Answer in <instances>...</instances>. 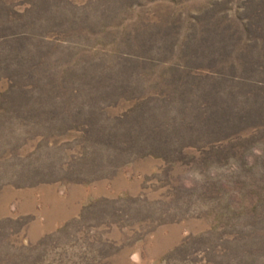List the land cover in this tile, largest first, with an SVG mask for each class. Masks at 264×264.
I'll list each match as a JSON object with an SVG mask.
<instances>
[{"label": "rangeland", "instance_id": "rangeland-1", "mask_svg": "<svg viewBox=\"0 0 264 264\" xmlns=\"http://www.w3.org/2000/svg\"><path fill=\"white\" fill-rule=\"evenodd\" d=\"M0 264H264V0H0Z\"/></svg>", "mask_w": 264, "mask_h": 264}]
</instances>
